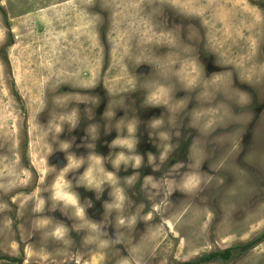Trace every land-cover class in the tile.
Masks as SVG:
<instances>
[{"label": "rangeland", "instance_id": "rangeland-1", "mask_svg": "<svg viewBox=\"0 0 264 264\" xmlns=\"http://www.w3.org/2000/svg\"><path fill=\"white\" fill-rule=\"evenodd\" d=\"M262 233L264 0H0V264ZM208 264H264V241Z\"/></svg>", "mask_w": 264, "mask_h": 264}, {"label": "trees", "instance_id": "trees-1", "mask_svg": "<svg viewBox=\"0 0 264 264\" xmlns=\"http://www.w3.org/2000/svg\"><path fill=\"white\" fill-rule=\"evenodd\" d=\"M263 241H264V233L256 236L250 242L238 244L234 247H230L224 250H218L215 252H211V253L202 255L198 258H195L191 261L182 262L179 264H208V263L217 262L220 260L228 261L234 256V252H236L237 255H241L249 251L256 245H258L259 243H262Z\"/></svg>", "mask_w": 264, "mask_h": 264}]
</instances>
